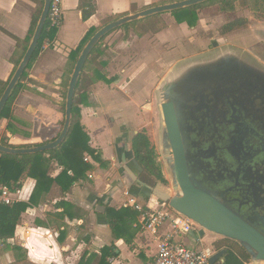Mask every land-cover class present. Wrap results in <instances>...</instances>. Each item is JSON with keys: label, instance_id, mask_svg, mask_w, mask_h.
I'll use <instances>...</instances> for the list:
<instances>
[{"label": "crops", "instance_id": "obj_1", "mask_svg": "<svg viewBox=\"0 0 264 264\" xmlns=\"http://www.w3.org/2000/svg\"><path fill=\"white\" fill-rule=\"evenodd\" d=\"M172 1L177 0H92L94 11L83 20L81 0H63V20L56 38L48 48L39 52L27 69V77L22 81L23 87L9 105L8 115L0 118V141L7 142L13 148H26L54 140L63 125L62 106H59V101L56 104L48 103L47 96L59 95L58 98L63 101L61 97L64 88L61 82L65 78L69 53L76 49L86 32L91 27L99 29L100 25L103 26L113 17L137 12L154 3L158 5ZM37 9L38 5L33 0H0L2 82L7 81L13 71L15 38H26L31 18ZM224 13L229 12L218 11L217 18H222ZM167 14H161L166 27L159 32L139 36L130 30L125 37V31H122L124 38L105 47L99 61L106 64L102 72L108 82L94 81L90 85L89 98L80 105V123L89 136L90 147L99 154L101 162L84 153V161L91 165L85 178L74 182L66 191L53 181L41 189L32 201L36 180L28 176L27 172L20 176L17 181L20 184L19 198L15 203H26L28 206L21 213L12 236H5L0 232V264H79L83 256L98 254L101 247L112 244L115 246L116 256L108 257L109 264H146L153 259L158 238L169 227L167 224L152 235L138 225L143 215L139 214L128 226L132 243L127 244L123 239L113 236L106 224L104 212H97L95 207L103 205L105 208H119L116 203L123 200V193L127 191L125 183L134 184L129 192L136 197L134 193L138 191V184L132 180L131 174L137 176L133 169L138 164L133 159L130 141L140 127L141 100L150 94L154 85V81L149 80L151 71L147 67V62L153 56H144L143 49L150 50L158 42L171 41L168 32L173 26L177 34L173 33L179 38L176 42L183 40L184 34L190 32L186 23H177L173 16ZM226 22L228 20L223 19L218 29ZM229 33L220 34L227 36ZM204 41L212 42L211 39ZM112 46L117 49L125 47L129 52L124 56L111 55ZM127 58V64L117 66L116 69L110 68L111 64H108L111 63L110 60L121 62ZM184 58L183 56L178 61H183ZM170 68L155 90L166 74L173 71ZM145 69L147 71H143ZM139 72L143 75H138ZM86 74H90V78L94 74L93 68ZM131 126L137 128L129 136L128 129ZM61 170V166L51 161L47 167V175L53 180ZM179 238L190 247H210L214 251L227 248L222 246L216 249L213 243L222 237L207 231L203 236L192 231ZM96 263L93 260L90 264ZM215 264H227L226 255Z\"/></svg>", "mask_w": 264, "mask_h": 264}, {"label": "flooded vegetation", "instance_id": "obj_2", "mask_svg": "<svg viewBox=\"0 0 264 264\" xmlns=\"http://www.w3.org/2000/svg\"><path fill=\"white\" fill-rule=\"evenodd\" d=\"M205 48L209 56L181 61L162 81L170 83L176 103L187 172L196 186L264 234V58L256 46L246 51L250 55L213 43ZM222 54H230L223 57L231 72H196ZM162 159L173 189L166 156ZM136 184L141 193L144 184ZM174 194L173 189L169 195Z\"/></svg>", "mask_w": 264, "mask_h": 264}, {"label": "trees", "instance_id": "obj_3", "mask_svg": "<svg viewBox=\"0 0 264 264\" xmlns=\"http://www.w3.org/2000/svg\"><path fill=\"white\" fill-rule=\"evenodd\" d=\"M33 1L37 3L38 9L31 18L26 38L24 40L15 38V50L12 58L14 67L11 76L31 40L42 9L43 0ZM214 3L218 5V11L231 12L235 11L239 7H249L254 10H258V12H260L264 17V0H209L191 7L171 11L169 14L175 18L177 23L185 22L188 26H194L197 21V10ZM154 5H157V3H154L152 6ZM80 9L82 12V19L86 20L94 11V4L92 3V0H81ZM115 18L118 17H113L111 20ZM247 22L246 18L239 17L223 24L219 31L221 34H226L235 29L244 27ZM101 26L102 25H100V27ZM165 27V24L160 19V14H154L124 24L117 29L125 31L126 37L130 30L137 35L142 36L146 33H157ZM97 30L98 27H91L86 32L76 49L69 53V59L67 60L64 74L65 78L61 82L64 88V99L70 74L76 59L88 39ZM57 31L58 29L49 27L47 21L45 22L37 47L27 65L26 70L21 76L20 81L12 91L6 106L3 108L0 118L8 115L7 112L9 110V105L23 87L22 81L27 77V69L31 67L33 61L41 51L43 41L46 39L49 42H53L56 38ZM107 35L100 39V41L93 47L83 65L82 72L75 88L71 111V125L62 143L57 148L32 154L11 155L7 153H0L1 184L18 188L20 186V184L17 183L18 179L23 173L27 172L28 176L36 180V187L31 196L32 201L34 200V196L38 194L41 189H44L53 181H56L63 191H66L73 185L74 182L81 178H85V174L91 169V165L84 161V153L89 154L93 160L101 162L99 154L96 153L95 149L90 147L89 136L84 131V127L80 123V105L86 103L87 98H89L90 85L94 81L101 80L103 82H108L102 72V69L106 64L102 60L99 61V57L105 50L101 49L100 46ZM91 68H93L94 74L92 77L88 78V76H86V72ZM9 79L5 82L0 81V96ZM64 108L65 103L63 102V120L61 121V124H63L64 121ZM0 143L5 146H11L3 140H1ZM130 149L133 159L140 168L138 178L142 184L152 186L155 182L166 183L161 167L156 160L155 147L144 126H140L137 129V132L133 135L130 141ZM51 161H55L62 167L61 172L53 180L47 175V167ZM11 182H14L13 186H10ZM137 203H139V200H137ZM142 205L143 206L140 210L136 209L135 206H121L119 208L106 206L103 214L106 218V224L110 227L115 238H121L127 244L132 243V235L128 231V226L131 225L139 214L146 213V208L144 204ZM27 206L28 205L26 203L14 202L11 205H3L0 207V232L3 235L12 236L14 234L15 227L20 221V215L25 211ZM235 243L236 242L231 239L222 238L215 241L213 244L216 249H219L222 246L227 247V264H244L245 262H249V255L242 247H236ZM114 249L115 246L113 244L109 246L105 245L100 248L98 254H92L89 257L83 256L80 259L79 264H90L93 260H96V264H109L107 261L108 257L116 256Z\"/></svg>", "mask_w": 264, "mask_h": 264}, {"label": "water", "instance_id": "obj_4", "mask_svg": "<svg viewBox=\"0 0 264 264\" xmlns=\"http://www.w3.org/2000/svg\"><path fill=\"white\" fill-rule=\"evenodd\" d=\"M206 1L209 0H177L162 3L120 16L105 23L88 39L76 59L66 89L64 121L59 135L54 140L47 143L26 148H13L0 143V153L11 155L32 154L57 148L62 143L71 125V111L75 88L82 72L83 65L93 47L109 32L140 18L154 14L170 13L171 11L191 7ZM49 3L50 0H43L42 9L31 40L0 96V115L37 47L46 22ZM229 55L230 54H222L219 55V58L212 59L213 62H205L207 66L196 70V72L210 73L214 76H221L231 72V70L224 65L227 61L224 60L225 57H223ZM169 87L170 83L168 82L160 84L156 90V94L160 98L159 106L161 110L160 148L162 155L166 156V160L168 161L175 194L171 196L159 186L150 187L148 185H143V189L159 201L166 203L177 213L194 221L200 227L198 231L200 236H203L207 231L222 238L236 241L249 255L250 264L264 263V234L256 230L246 220L233 212L224 202L215 197L214 194L199 188L191 181L187 172L182 145L179 139L176 120V103L171 100L172 98L168 92ZM30 110L32 109L30 108ZM170 151L173 152L172 158L168 155ZM131 176L133 181H139L137 180L138 174L137 176L131 174ZM95 210L103 213L105 207L103 205H96ZM226 254L227 250L224 248L215 251L209 258L210 264H215Z\"/></svg>", "mask_w": 264, "mask_h": 264}, {"label": "rangeland", "instance_id": "obj_5", "mask_svg": "<svg viewBox=\"0 0 264 264\" xmlns=\"http://www.w3.org/2000/svg\"><path fill=\"white\" fill-rule=\"evenodd\" d=\"M165 16H167V13H163ZM221 15V14H220ZM218 5L216 3L208 6H204L197 10V21L194 26H189L190 32H186L184 34V39L180 42L178 41L179 38H177L176 29L173 27L170 28L171 31H169L168 35H170V40H164L162 42H158L153 48L148 50L147 48H144V56H153L152 59H150L147 62L148 71H151V74L149 75L150 79L154 81V85L152 90L150 91V94H147L146 97H143L142 102V109H140V119H139V125L144 126L147 130V133L155 147L156 151V160L159 163L162 174L164 178L166 179V183H160L155 182L154 185L150 187L159 186L163 191H166L168 194L172 193L173 189L170 187L169 184V175L168 172L164 166V162L162 159V153L160 148V132H161V112H160V106H159V100L160 98L156 94V87L158 86V83L160 79L167 73L169 68H176L180 66V62L178 61L181 57H185L182 62L189 61V59H195L199 57H206L210 55V52L204 47L207 46L209 43L208 41L205 42L204 40L211 39L213 44L223 45L224 47H230L234 48L235 51L240 55H250L248 52L249 49H251L252 46H256V50H259V55L264 58V17L263 15L258 12V10H254L249 7H239L235 11H231L227 14H223L222 18L218 17ZM243 17L247 19V24L244 27H241L239 29H235L233 31H230L229 35L224 36L219 33V24L224 20L231 21L233 19ZM160 19L163 21V23L166 26L165 20L162 18V15L160 14ZM185 23V22H184ZM171 24V23H170ZM123 30H113L108 36L104 38V40L101 43L100 48L105 49V47H108L111 43H117L119 40L124 38V34L122 32ZM175 32V33H173ZM230 42H228V41ZM156 42V41H155ZM154 42V43H155ZM147 49V50H146ZM203 51H206L205 53ZM208 51V52H207ZM129 52L125 47H122L121 49H117L112 46V52L110 51L111 55L117 56L121 55L124 56L125 53ZM123 54V55H122ZM129 55L126 54L127 57ZM213 55V54H212ZM129 61V58L121 60V62H117L116 60H110L108 63L110 65V68L116 69L117 66H121L122 64H127L126 62ZM179 63H175V62ZM114 63H117L114 64ZM170 68V69H171ZM147 71V69L143 70ZM155 72L156 74H153ZM138 75H143L142 72H139ZM90 75V74H89ZM88 75V76H89ZM87 76V74H86ZM156 76V77H155ZM92 77V76H91ZM155 90V91H154ZM56 94H59L58 90H55ZM90 92V91H89ZM91 93V92H90ZM59 95L54 96H47L48 103L50 104H56V101H59V106L61 107V103H65L64 96L61 97V99L58 98ZM136 126H131L128 129L129 136L132 135L133 130L136 129ZM139 166H134V173H139ZM125 186H127V190L129 191L130 188H132V184L125 183ZM169 188L170 190H167L166 188ZM124 188V189H125ZM135 192V191H133ZM130 194V192H129ZM123 200L116 203V207L124 206L125 203H127V196L123 193ZM134 195L139 200L140 204H146L151 203L155 207H158V209H164L166 206H161L162 202L153 197L150 193H147L143 188L141 190V193L137 191L134 193ZM207 245V242L205 243ZM204 245V246H206ZM236 247H241L237 242L235 243ZM250 264V260L248 262ZM264 264V263H261Z\"/></svg>", "mask_w": 264, "mask_h": 264}, {"label": "built area", "instance_id": "obj_6", "mask_svg": "<svg viewBox=\"0 0 264 264\" xmlns=\"http://www.w3.org/2000/svg\"><path fill=\"white\" fill-rule=\"evenodd\" d=\"M63 20V0H50L46 21L49 27L59 29ZM50 46L46 39L43 41L41 50ZM19 189L0 183V207L11 205L19 198ZM128 197L124 206H135L140 210L142 204L137 203L136 197L125 192ZM146 213L141 216L139 226L143 231L155 235L166 224L164 233L158 238L156 253L151 261L146 264H210L209 258L215 252L210 247L187 246L179 236L194 231L198 234L200 227L192 220L177 213L166 203L162 202L164 209H158L151 203L144 204Z\"/></svg>", "mask_w": 264, "mask_h": 264}]
</instances>
